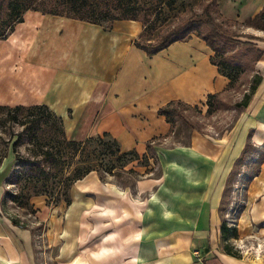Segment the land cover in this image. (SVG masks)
Instances as JSON below:
<instances>
[{
	"label": "crops",
	"instance_id": "0c3cea01",
	"mask_svg": "<svg viewBox=\"0 0 264 264\" xmlns=\"http://www.w3.org/2000/svg\"><path fill=\"white\" fill-rule=\"evenodd\" d=\"M262 9L264 0H226L220 13L243 22ZM22 18L0 39V106L46 105L61 117L68 140L107 132L121 152L146 155L148 145L169 137L160 107L173 100L205 104L229 84L195 35L148 56L134 44L143 31L139 21L116 20L104 29L34 10ZM253 35L264 38V31ZM251 43L261 51L254 65L261 81L244 111L245 124L236 128L233 155L230 146L206 147L199 139L160 149L158 177L132 188L103 183L90 172L72 189L64 217L46 218L48 249L40 255L31 232L3 216L0 179V264H264V255L250 249L264 240V157L253 175H244L234 236L230 211H222L225 180L247 129L264 147V41ZM224 223L229 230L222 231Z\"/></svg>",
	"mask_w": 264,
	"mask_h": 264
},
{
	"label": "trees",
	"instance_id": "16d2710c",
	"mask_svg": "<svg viewBox=\"0 0 264 264\" xmlns=\"http://www.w3.org/2000/svg\"><path fill=\"white\" fill-rule=\"evenodd\" d=\"M31 1L35 2L36 0ZM176 2L177 0H49V8L36 9L30 7V4L29 6H22V2L14 1L9 4L12 11V26L5 32L1 30L0 24V39H6L13 32L15 24L22 22V15L27 10L98 24L104 29H110L112 23L116 20L139 21L143 25V31L139 40H136L134 44L148 56L157 54L174 42L188 40L193 34L201 39L213 52L210 62L218 68L221 75L229 80L226 88L228 90L232 81L235 80L231 61L233 56L227 55L228 46L240 42L233 39L234 34L226 32L223 35L221 33V24L214 22L208 7L204 10L206 18L203 19L204 25L208 29L207 33L202 32L199 26L193 22L185 20L182 24L172 26V28L162 33L152 34L157 26L164 25L169 18L164 16L150 19V17L154 14L157 16L166 7L172 8ZM140 15H142L141 18ZM224 19L228 23H238L235 20ZM243 23L247 27L264 31V9L254 17L246 19ZM239 36H244L253 41H264V38L253 34ZM144 37L146 39L142 43L141 39ZM241 45L254 48L250 41L241 42ZM252 51L255 53V61H257L261 56V51L256 49ZM233 68L238 69L237 67ZM260 81L261 78L258 77L251 88V94L255 92ZM226 90L208 95L205 102L207 112H210L214 107L220 108L223 105V95ZM247 99L246 96L242 104L243 107L246 106ZM196 109L197 105L190 106L180 100H173L160 107L158 114L164 116L169 124L170 135L175 128L173 114L175 113L176 116L181 118L183 117V111ZM0 113H4L6 118L12 119L15 124L23 128L21 132L16 134L15 140L8 143L14 154L16 168H19L18 170L12 169V176L20 185V195L16 196L17 198L24 196L23 192L28 193L30 197L46 195L49 200L54 199V205L65 202L68 206L71 202V187L90 172L111 174L115 170H123L128 164L139 159V155L134 150L121 152L117 140L107 132L83 141L68 140L61 117L52 112L46 105L0 106ZM20 113L26 114V116L21 117L22 120L17 117ZM12 115L14 117H11ZM190 129H194L192 125ZM23 140L33 147V149L28 150L32 152L35 161H31L26 156L18 153L17 149ZM78 156H80V159L76 163L77 168L70 171L69 168ZM145 157L144 155L143 158ZM10 221L16 227L27 229L26 226L19 224L17 220L11 219ZM225 229L228 228L224 223L222 231H225ZM230 231L231 235L234 236L233 227Z\"/></svg>",
	"mask_w": 264,
	"mask_h": 264
},
{
	"label": "rangeland",
	"instance_id": "374dc122",
	"mask_svg": "<svg viewBox=\"0 0 264 264\" xmlns=\"http://www.w3.org/2000/svg\"><path fill=\"white\" fill-rule=\"evenodd\" d=\"M14 1L22 2V6H29L30 4V7L36 9L49 8L50 4L48 3L49 0H36L35 2L31 0H0V24L1 30L5 32L12 26V11L10 10L9 4ZM224 1L226 0H177L172 8L166 7L157 16L154 14L150 17V19L162 18L164 16H168L169 18L167 23L162 26H157L156 30L152 32L154 35L169 30L172 26L180 25L185 20L193 22L199 26L202 32L207 33L208 29L204 25L203 19L206 18L204 16V10L208 7V10L214 18V22L221 24V33L225 35L228 32V34L235 35L233 39L240 43L229 45L227 55L233 56L231 60L232 66L238 69L232 67L235 80L232 81L231 87L223 95V105L220 108L214 107L210 112H207V106L201 104L197 106L196 110L183 111V117L181 118L174 113L175 128L174 132L168 138H160L155 141L153 146L148 147L145 158H143L144 155L140 156L137 161L128 164L123 170L118 169L111 174L105 172L97 173L103 183H114L118 187L132 188L136 181L156 178L161 169L160 149L189 146L196 139L204 142L206 147L211 142L214 144L218 143L221 147L225 144V148L230 146L229 151L233 155L234 144L239 136L238 132L235 133L236 128L240 124H245H242L241 121L244 118V111L253 100L254 93L251 94V88L260 76L254 74L256 57L252 50L255 47L250 48L241 45V42H252L253 40L239 36L253 34L255 29L247 27L243 22L237 20L235 21L238 23L226 22L220 13V6ZM19 8L23 9L22 7ZM141 17L142 15H140ZM156 24L158 25L159 23ZM145 39L146 37L142 38L141 42L144 43ZM246 96L248 97L247 103L243 107L242 104ZM24 116H26L25 113H20L17 117L19 120H22L21 117ZM11 117H14V115ZM191 125L194 128L193 130L190 129ZM22 129L12 119L6 118L4 113H0V179L3 185L1 212L9 220H17L19 224L27 227L33 236L32 247L34 252L36 255H40L39 252L48 249L45 236L47 228L46 218L56 214L59 219H62L67 206L65 202L54 205V199L51 198L49 200L46 195L30 197L28 193L23 192L24 196L21 198L16 197L20 195V185L14 180L12 169L15 168V170H18L19 168H16L14 154L10 146H8V143L11 140H15L16 134L21 132ZM252 136L253 130L247 129L243 147L240 152L234 155L231 170L225 180L223 188L222 211H225V213L230 211L229 215L231 216L232 221L230 223L232 227H234L233 220H236L238 209L242 204L244 185L248 180V178L246 180L244 175H247V177L253 175L262 157H264V147L256 145L253 142ZM222 138L229 139L230 143L228 141H222ZM31 148L33 149L30 144L23 140L17 151L20 155H24L31 161H35V158L32 157V152L28 150ZM78 159H80V156L75 159L69 168L70 171L77 168L76 163ZM239 175H242V177L240 178ZM78 185L79 182H75L71 187L70 198L72 189H78ZM90 196H92L91 193ZM230 242L234 243V240L230 238ZM261 243L262 246L259 245L250 248L252 249L253 256L259 257L260 255H264V240ZM227 246H229V243ZM54 248H49L51 255L56 253V247ZM233 248L236 247L233 246ZM242 249L247 256L250 255L251 252L247 246H242ZM256 249L259 252H256ZM196 259L199 258L196 257Z\"/></svg>",
	"mask_w": 264,
	"mask_h": 264
},
{
	"label": "built area",
	"instance_id": "2783aa9c",
	"mask_svg": "<svg viewBox=\"0 0 264 264\" xmlns=\"http://www.w3.org/2000/svg\"><path fill=\"white\" fill-rule=\"evenodd\" d=\"M199 255L197 254V257H198Z\"/></svg>",
	"mask_w": 264,
	"mask_h": 264
}]
</instances>
